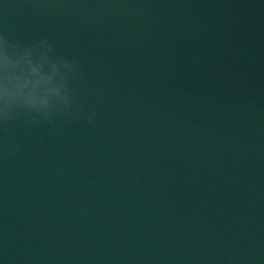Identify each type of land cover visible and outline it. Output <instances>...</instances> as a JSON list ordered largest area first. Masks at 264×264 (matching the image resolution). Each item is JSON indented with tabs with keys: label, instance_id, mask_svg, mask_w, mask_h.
<instances>
[{
	"label": "water",
	"instance_id": "95a60500",
	"mask_svg": "<svg viewBox=\"0 0 264 264\" xmlns=\"http://www.w3.org/2000/svg\"><path fill=\"white\" fill-rule=\"evenodd\" d=\"M0 264H264V0H0Z\"/></svg>",
	"mask_w": 264,
	"mask_h": 264
},
{
	"label": "clouds",
	"instance_id": "9594fccd",
	"mask_svg": "<svg viewBox=\"0 0 264 264\" xmlns=\"http://www.w3.org/2000/svg\"><path fill=\"white\" fill-rule=\"evenodd\" d=\"M9 121H11V119H10V118H8V117H5V119H4V121H3V122H4L5 124H7Z\"/></svg>",
	"mask_w": 264,
	"mask_h": 264
}]
</instances>
